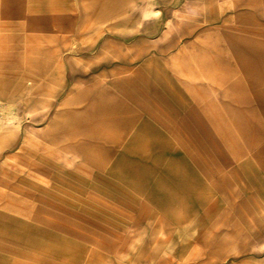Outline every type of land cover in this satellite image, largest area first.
<instances>
[{
    "label": "crops",
    "instance_id": "1",
    "mask_svg": "<svg viewBox=\"0 0 264 264\" xmlns=\"http://www.w3.org/2000/svg\"><path fill=\"white\" fill-rule=\"evenodd\" d=\"M6 1L10 5L8 16L12 18L29 13L74 12L69 33L59 30L26 33L16 40L10 37L8 47L10 52H17L22 44L41 43L51 58L57 57L60 47L65 53L96 51L93 57L83 60L63 57L65 80L55 75L60 67L58 61L54 66L52 60L47 83L51 87L45 94L36 90L35 95L62 96L57 104L49 103L44 115L53 108L57 129L50 131L51 148H75V157L85 160L90 156L100 158L97 167L112 179L100 172L84 178L42 154L37 155L36 162H31L30 169L46 171L52 176L54 185L49 189L27 182L14 172H4L13 181L28 183L36 192L39 205L32 213L25 214L23 202L11 198L10 191L0 194V227L5 228L9 243L0 253V264H100L107 261L105 252H113L121 259L128 255L131 264H151L155 258L158 264H217L210 258L215 253L222 260L218 264H224L231 257L245 255L244 246L239 254L227 248L228 240L219 234V227L227 226L229 232L235 229L233 238L239 239L264 232L261 217L253 215V221L248 218L252 209L264 203L262 126L255 121L249 98L223 101L221 114L214 103L212 108L188 96L183 81L172 80L161 60L153 55L167 57L183 38L194 36L193 29L172 41L167 37L168 28L161 29L159 25L152 31L143 30L142 37L134 44L130 38L141 32L140 26L128 31L116 29L114 24L122 27L132 22L145 0ZM244 2L224 7L219 20L225 22ZM78 16L80 21L76 23ZM159 19L163 21L162 11ZM95 26L99 27L92 42L77 48L76 40ZM224 35L227 39L219 35L197 39L201 53L189 58L190 62L218 70L208 84H199L201 92L209 85L229 95L243 85L227 76L231 74L229 71H223L230 64L224 54L225 47L236 54L239 65H243L246 56L260 61L257 75L264 77V42L254 43L241 33ZM209 51L214 53L210 63L206 57ZM141 59L146 61V71L113 81L111 88L95 80L99 73L92 74L93 80H82L83 76L69 80L77 71L87 75L103 64H133ZM79 64L84 65L81 71ZM119 98L132 102L125 108L130 117L125 134L109 130V125L120 117L115 106ZM253 99L264 110V93ZM190 102L208 112L220 134L218 139L210 138L206 142L188 124L181 112ZM138 112L144 117L134 123ZM200 130L204 136L203 129ZM219 141L229 148L228 156L217 149ZM18 150L22 151L23 147L20 145ZM64 159L68 163L69 156L64 155ZM117 180L127 183L135 192L122 190ZM11 190L15 191L16 186ZM119 206L135 212L128 214L129 228L128 221L116 214ZM10 209L14 214L7 211ZM142 224L148 228L144 235L137 230ZM136 239L142 242L139 244ZM193 241H201L205 247H193ZM166 243L170 244L167 248L163 245ZM241 260L245 263L248 258Z\"/></svg>",
    "mask_w": 264,
    "mask_h": 264
},
{
    "label": "rangeland",
    "instance_id": "2",
    "mask_svg": "<svg viewBox=\"0 0 264 264\" xmlns=\"http://www.w3.org/2000/svg\"><path fill=\"white\" fill-rule=\"evenodd\" d=\"M240 2L242 0H145L136 13L135 20L133 19L132 22H128L122 27H119L118 23L114 24V26L116 29L131 31L134 26L139 25L141 32L135 33L130 38L131 43L134 44L142 37L143 30L152 31L159 25L161 29L168 28L167 37L169 38L168 40L172 41L181 39L180 36L183 32L193 29L195 32L194 36L183 38L180 46L167 57L160 54L153 55H156L161 60V65L172 80L183 81L184 88H182L188 96L189 94L194 96L202 104L211 105V103H214L221 114L224 113L223 101H229L230 98H249L250 108L255 110V121L257 120L261 124L262 135H264V110L258 108L253 99L260 92L264 93V77L257 75L258 71H260V61L252 60L246 56L243 65H239L235 58L236 54L232 49L229 51L226 47L224 48L226 49L224 54L230 64L227 70L223 71H229L231 74H227V76L229 75L235 80L238 79L237 81L243 84L241 88H236L234 91L236 94L232 90L229 95L221 89L209 85L206 86L204 92H201L199 84H208L209 78L216 75L218 70L210 65L204 67L198 65L195 61H189V58H194L201 53L197 39L204 36L212 39L219 35L227 39L224 34L233 32L244 34L248 37V40L254 43L262 44L264 42V0H245L239 9L234 11L235 13L233 12L229 15L225 22L219 20V14L224 7ZM9 7L10 5H8L6 0L0 1V194L10 191L12 193L10 195L11 198L23 202V210L26 214L32 213L39 205V202L35 199L36 192L29 188L28 183L13 181L4 172H14V174L27 180V182L36 183L43 189L51 188L54 185V181L50 174L46 173V171L30 169L31 162L37 161L38 154H42V157L54 160L66 168L73 169L84 178H90L92 172H100L105 177L112 178L105 173L104 169L97 167L100 158L96 156H90L89 159L85 160L75 157V151H77L75 148L65 149L62 146H52L51 148L50 131L57 129L56 122L53 121L55 116L53 108L47 113L46 117L44 115L49 109V103L53 101V103L57 104L62 96L53 98L50 95H35L36 90L45 94L47 92L46 89L51 87L47 83L50 80L48 77L51 74L52 60L54 66H56L58 61L60 67L58 72H55V75L59 77V80H65L64 70L61 67V59L63 57L71 61L83 60L93 57L96 51L65 53L62 52L63 48L60 47L61 50L56 55L57 57L51 58V53L41 43L33 45L22 44L17 47V52H10L11 50L8 47V39L10 37L16 40L26 33H43L51 30L69 33L74 23V12L29 13L12 18L8 16ZM161 11L163 12L162 22L159 19ZM79 21L80 16L77 17L76 23ZM98 27L95 26L83 38L76 40L77 48L89 45L94 39ZM242 27H245L246 30L242 29ZM259 27L263 29L259 31ZM60 43L62 42L60 41ZM207 54L206 57L210 63L213 60L214 53L209 51ZM83 67V64H79L78 70L81 71ZM146 70V61L141 59L133 64H103L94 72L90 71L87 75H82L77 71L69 80L77 79L79 76H83L82 80H93L92 74L99 73L95 80H100L102 86L111 88V82L123 78H132L135 72ZM246 71L248 72L245 73ZM223 75L226 76V74ZM13 96L15 97L12 98ZM119 99L115 106L119 110L118 115L120 117L109 125V130L125 134L128 131L130 120V117L126 115L125 108L130 106L132 102L122 98ZM211 107L213 108L212 105ZM181 114L206 142L207 139H215L216 137L218 139L220 137V134H218L212 124V119L209 117L208 112L196 103L190 102L188 108L183 110ZM35 115L39 117H35ZM135 116L133 118L134 123L144 117L140 112ZM150 121L153 123L154 120L150 119ZM200 128L203 129L204 136L200 132ZM237 138L239 142H242L241 137L237 136ZM263 142L264 137L262 139ZM20 145L23 150L18 152ZM217 145V149L223 156L229 155V148L224 145L223 141H219ZM64 155L69 156L68 163L65 161ZM22 169L24 170L23 172ZM117 182L122 190L135 192L127 183L120 180H117ZM13 186H16L15 191L11 190ZM88 191L92 190L88 189ZM119 208L120 211L116 212V214L128 221L127 226L129 228L131 226V223H129L131 217L128 214L131 212L135 214V212L124 206H119ZM7 211L14 214L12 209ZM253 215H258L264 221V203L262 207L252 209L250 214H248V218L252 220ZM21 217L26 219L25 216ZM26 220L34 222L32 219ZM3 229L5 228L0 227V253L9 244ZM147 229L144 224L139 229L137 228L138 233H143V235L147 233ZM227 229V226L225 227L224 225L219 227V234H222L228 240L227 248H232L235 254H239L243 252L242 247L244 246L247 248V253L239 257H231L224 264H264V232L259 236L248 239L240 237L239 239V237L233 238L232 233H235V229L231 232ZM135 242L140 244L142 241L141 239H136ZM163 245L167 248L170 244L166 243ZM191 246L201 247L202 249L205 247L201 241H193ZM16 247L20 249L19 246ZM105 253L107 261L99 262L100 264H131L128 261V255L123 256L122 259L118 257V259L113 252ZM245 257L248 260L244 263L241 259ZM210 258L217 264L222 262L218 254L212 253ZM157 259L155 258L151 264H158Z\"/></svg>",
    "mask_w": 264,
    "mask_h": 264
},
{
    "label": "bare ground",
    "instance_id": "3",
    "mask_svg": "<svg viewBox=\"0 0 264 264\" xmlns=\"http://www.w3.org/2000/svg\"><path fill=\"white\" fill-rule=\"evenodd\" d=\"M15 96H13L12 98H14Z\"/></svg>",
    "mask_w": 264,
    "mask_h": 264
}]
</instances>
